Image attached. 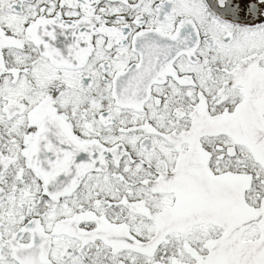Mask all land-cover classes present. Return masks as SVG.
Returning <instances> with one entry per match:
<instances>
[{"label":"snow or ice","instance_id":"snow-or-ice-1","mask_svg":"<svg viewBox=\"0 0 264 264\" xmlns=\"http://www.w3.org/2000/svg\"><path fill=\"white\" fill-rule=\"evenodd\" d=\"M0 264H264V0H0Z\"/></svg>","mask_w":264,"mask_h":264}]
</instances>
